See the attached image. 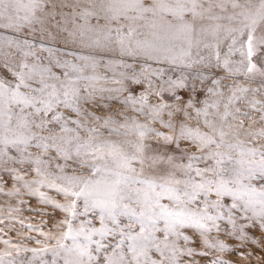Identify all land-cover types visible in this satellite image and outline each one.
I'll return each mask as SVG.
<instances>
[{
    "label": "rangeland",
    "instance_id": "rangeland-1",
    "mask_svg": "<svg viewBox=\"0 0 264 264\" xmlns=\"http://www.w3.org/2000/svg\"><path fill=\"white\" fill-rule=\"evenodd\" d=\"M0 264H264V0H0Z\"/></svg>",
    "mask_w": 264,
    "mask_h": 264
}]
</instances>
